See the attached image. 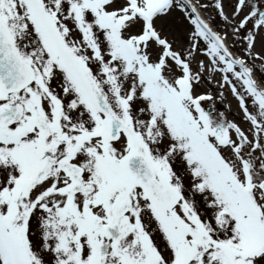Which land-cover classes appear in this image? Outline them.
Listing matches in <instances>:
<instances>
[{
	"label": "snow or ice",
	"instance_id": "6c2138e0",
	"mask_svg": "<svg viewBox=\"0 0 264 264\" xmlns=\"http://www.w3.org/2000/svg\"><path fill=\"white\" fill-rule=\"evenodd\" d=\"M0 264H264V0H0Z\"/></svg>",
	"mask_w": 264,
	"mask_h": 264
}]
</instances>
